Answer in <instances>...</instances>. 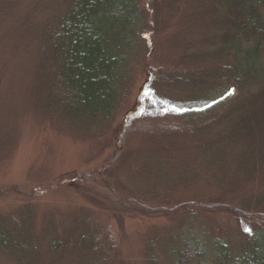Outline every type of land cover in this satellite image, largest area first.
Masks as SVG:
<instances>
[{
	"label": "rangeland",
	"instance_id": "1",
	"mask_svg": "<svg viewBox=\"0 0 264 264\" xmlns=\"http://www.w3.org/2000/svg\"><path fill=\"white\" fill-rule=\"evenodd\" d=\"M61 1L0 0V220L26 211L38 241L49 221L88 217L109 229L104 238L109 249L106 264H154L149 249L157 264H173V257L180 259L178 264L186 260L190 264L196 259L192 245L201 232L208 242L214 239L231 246V256L213 257L209 249L206 262L235 264V247L246 236H256L257 214L264 212V138L255 135V144L262 146L253 147L251 177L239 174L235 185L228 187L201 179L208 172L187 179V165L198 168L200 163L190 149L199 140L188 127L199 117L188 121L182 117L192 110L187 108V97L193 92L204 99L208 89L230 87L216 112L201 115V121L218 118L217 113L228 111L239 95L247 105L252 95L260 98L258 84L239 93L226 83L221 69L228 64L223 56L216 61L189 58L219 44L227 20L223 7L220 21L212 22L210 12L218 7L212 0H161L165 10L173 3L170 13L153 20L158 31L149 39L146 56L132 69L127 97L116 117L101 123L103 132L94 133L95 122L75 126L63 117L49 70L35 56L37 29L62 9ZM139 3L148 5L149 0ZM151 71L158 77L155 81ZM191 77L207 80L200 94L193 90L196 81ZM204 105L207 109L209 104ZM161 126L173 129L169 138L153 139ZM156 140H165L166 146L157 148ZM201 141L213 142L208 134ZM244 147L238 142L235 150ZM152 157L159 167L143 168L142 162ZM259 195L263 199H257ZM240 198L258 202L249 210L251 217L234 211ZM66 238L64 234L62 240ZM187 240H192L190 247ZM179 246L187 249L178 252ZM50 255L46 260L53 258ZM69 260L67 256L61 264ZM0 264L20 263L1 250Z\"/></svg>",
	"mask_w": 264,
	"mask_h": 264
},
{
	"label": "trees",
	"instance_id": "2",
	"mask_svg": "<svg viewBox=\"0 0 264 264\" xmlns=\"http://www.w3.org/2000/svg\"><path fill=\"white\" fill-rule=\"evenodd\" d=\"M61 2L62 9L54 12L37 29L39 37L35 56L39 65L45 64L49 70L63 117L75 122V126L76 122H95L94 127L98 128L93 132H103L101 123L116 117L124 96L127 97L132 69L138 65L142 56H146L150 48L149 39L158 31L153 20L157 21L161 15L170 13L173 3L165 10L166 5L163 6L161 0H149L148 5H141L139 0ZM212 4L218 5L210 12L212 22L220 21L221 7L227 18L226 24L221 27L219 44L189 58L216 61L223 56L222 59H226L228 64L221 69L226 83L232 88H238L239 93L258 84L256 92L260 98L252 95L247 105L246 99L239 95L228 111L217 113L218 118L209 116L201 121V115L216 112L215 107L228 97L230 87L224 90L208 89L204 99L197 92L189 95L192 100L187 97V108L192 110L182 117L187 118V121L199 117L198 121L188 127L199 140L190 149L195 153L194 159H200V163L197 164L198 168L187 165L189 169L185 177L200 178L197 174L208 172V177L201 179H214L222 187H228L235 185L239 174L241 177L253 175V167L249 164L251 156H254L253 147L262 146L255 144V135L264 138V0H212ZM148 30H151L149 33L153 30L154 34H148ZM158 71L159 75L163 74ZM149 76L153 81L158 78L153 71ZM189 80L196 81L193 90L199 89V94L207 82L195 77ZM218 99L221 101H216ZM212 101L216 103L210 106ZM205 103L209 104L207 109H203ZM162 128L154 134L153 139L169 138L173 129ZM207 134L213 142L201 141ZM164 142L154 141L160 149L166 146ZM238 142L246 147L240 151L235 150ZM261 150L264 151V146ZM154 159L152 157L142 162L143 168L159 167L160 162ZM149 161L153 162L149 164ZM181 181L183 179L179 176V183ZM167 183L168 180H165L164 184ZM240 183L236 185L241 186ZM252 197L255 195L248 196ZM263 198L260 195L257 197ZM235 202L240 204L234 211L241 215L243 213V217H251L249 210L258 206L256 200L250 202L240 198ZM198 205H201L200 201L196 207ZM192 216L194 214L191 220ZM257 218L259 229L256 230V236H246L241 240L242 244L235 247V264H264V212L257 214ZM72 220H61L58 224L54 220L49 221L42 227L37 241L29 229V215L26 211L5 216L0 220V251L11 255L20 264H61L67 256H70L69 264H106L104 258L109 255V249L105 247L104 238L109 229L98 226L88 217ZM65 229L68 231L65 232ZM64 234L67 238L62 240ZM207 239L206 235L199 232L195 237V245H192V240H187V246L195 248L191 251H196V259L190 264H210L204 259L210 255L209 249L213 257H217V253L232 255L229 253L231 246L214 239L208 242ZM151 248L154 249V246ZM186 249L180 246L176 248L178 252ZM48 254L53 255L50 261L46 260ZM148 254L152 262L157 264L152 258V249L148 250ZM179 260L173 257V264H178ZM183 264H187V260Z\"/></svg>",
	"mask_w": 264,
	"mask_h": 264
},
{
	"label": "snow or ice",
	"instance_id": "3",
	"mask_svg": "<svg viewBox=\"0 0 264 264\" xmlns=\"http://www.w3.org/2000/svg\"><path fill=\"white\" fill-rule=\"evenodd\" d=\"M245 230H246V231H249V232L251 231L250 229H245Z\"/></svg>",
	"mask_w": 264,
	"mask_h": 264
}]
</instances>
